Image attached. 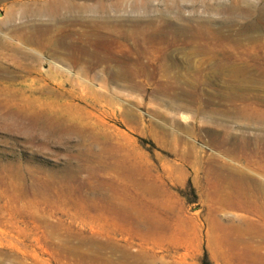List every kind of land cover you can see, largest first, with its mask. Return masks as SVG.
<instances>
[{"label":"rangeland","instance_id":"rangeland-1","mask_svg":"<svg viewBox=\"0 0 264 264\" xmlns=\"http://www.w3.org/2000/svg\"><path fill=\"white\" fill-rule=\"evenodd\" d=\"M133 1L0 0V264H264V19Z\"/></svg>","mask_w":264,"mask_h":264},{"label":"bare ground","instance_id":"bare-ground-1","mask_svg":"<svg viewBox=\"0 0 264 264\" xmlns=\"http://www.w3.org/2000/svg\"><path fill=\"white\" fill-rule=\"evenodd\" d=\"M234 2L235 3H233L231 5L222 7V12L219 13V14L226 15V19H231L232 18L233 20H239V19L240 20H246L249 23H252L254 21L255 22H260L261 20L264 19V5H258L256 2L249 1V0H234ZM121 4L122 3L119 2L117 7L119 8L121 6ZM129 4H130V8L132 9L133 12L136 11V10H139V9L143 10L145 12L151 10V5H150L148 0H136V1H133V2H131ZM105 8H107V7L105 6ZM167 8H168L167 10H170V11L175 12L177 14L180 12V7H179L178 3H176V2L172 3L171 6L167 7ZM193 19L194 20L196 19L197 21L200 20V19L197 18V16H194ZM253 19H254V21H253ZM206 22L207 21H199V23L197 25L198 32H200V31H206L207 32V31H211L212 30L210 28V25L208 23H206ZM104 23L106 25H108L110 23V20L106 19L104 21ZM194 43H196V45H198V43L196 41ZM199 47H202V46H199ZM224 61H221L220 63L217 62L215 64L216 65V70L213 71L215 74H218L219 72H220V74H228V73L230 74V73H236L238 71V69L234 67V65H233V63L231 61H229L228 59H225ZM259 64H260V67H261L262 64H263L262 61H259ZM212 70H214V69H212ZM252 70H253V66L252 65H248L247 68H245V70H242V71L248 72V71H252ZM195 72H198L200 74V69H197ZM259 72L261 73V70H259ZM107 73L110 74L109 69L107 70ZM180 85H186V84L185 83H180L179 86ZM187 85L188 86L198 87V86H200V83H199V81L194 80L193 82H191V84H187ZM168 86H173V85L168 84ZM223 86H225V87H234L235 85H232V83H225ZM249 87H251V86H249ZM234 177L230 176V177L224 178L223 181L228 183V184H233L237 194H239V195L240 194L241 195L244 194L245 193L244 191H246V189L244 187H242V186H240V187L238 186L240 183H243L242 179H240V178L238 179L237 176H236L237 178H234ZM89 203L90 204H86L87 208L89 207L90 209L98 211L101 214L102 218H104V214H106V215L107 214H112V215H115V216H119L120 215V216H125V217H129V216H131V217L135 216L136 217L137 215H139L138 212L134 208H132V206L130 207L129 204L124 202L121 199V197H119V195L117 193H113V194H110V195H108V194L102 195L99 200H97V201H89ZM80 206L84 207V209L86 208V206H84L83 204H80ZM234 228L237 231L242 232V229L239 227V225H235Z\"/></svg>","mask_w":264,"mask_h":264}]
</instances>
